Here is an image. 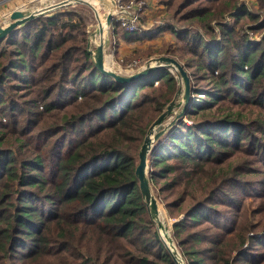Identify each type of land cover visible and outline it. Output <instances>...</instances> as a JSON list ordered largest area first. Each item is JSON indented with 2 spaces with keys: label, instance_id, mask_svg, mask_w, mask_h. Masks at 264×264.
I'll return each instance as SVG.
<instances>
[{
  "label": "trees",
  "instance_id": "obj_1",
  "mask_svg": "<svg viewBox=\"0 0 264 264\" xmlns=\"http://www.w3.org/2000/svg\"><path fill=\"white\" fill-rule=\"evenodd\" d=\"M161 2L164 25L113 32L170 30L180 52L166 54L190 76L150 183L183 216L173 236L186 264H264V0L257 13L239 0ZM77 14L63 7L0 41V264H176L135 172L180 82L167 67L127 85L103 75Z\"/></svg>",
  "mask_w": 264,
  "mask_h": 264
},
{
  "label": "rangeland",
  "instance_id": "obj_2",
  "mask_svg": "<svg viewBox=\"0 0 264 264\" xmlns=\"http://www.w3.org/2000/svg\"><path fill=\"white\" fill-rule=\"evenodd\" d=\"M12 1H14V2H12ZM66 1H69V0H8V1L3 3V4H5V3L11 2L9 5V8H7L5 12L0 13L1 14L0 15V26L5 27L10 22L11 14L14 12V10L38 11V10H42L43 8L55 6L56 4L58 5L59 3L65 4ZM74 1L78 2L79 0H74ZM84 1H86L91 6H89L87 4L74 2L71 4H67L68 6L65 7V9L69 12H73L76 14L78 13L77 15L86 18L87 22L90 25V32H91L98 25L97 20H96V12H98L102 18H105V16L108 15V11L112 7L111 6L112 2H111V0H84ZM96 1H97V3H96ZM153 1H155V3H157V4L162 3V2H160L161 0H153ZM239 1L246 3L253 13H257L259 11L258 0H239ZM3 4H1V5H3ZM163 7L165 8V13L163 14L162 17L159 18L157 16L155 18H153V17H151V18L145 17L144 18V23L146 24L144 26L147 27L146 28L147 30L150 31V30L156 29V27L158 25H160L159 24L160 22H162L163 25L165 24V17L168 14V9H167L166 5H163ZM61 9L62 8L51 11L49 13V15H46V16H51L52 14L59 13ZM116 25L117 24H115V26ZM182 27H184V26H182ZM111 32H112V30H111ZM139 33H141V32H139ZM106 34H107V38L109 40H108V45L104 51L105 63L107 60L109 62V66H107V65L106 66L118 74L126 75V76L135 74L138 71L145 69L147 64L149 62H151V60L157 59V58H160L163 56L174 58L178 62H180L174 56L166 54V52L168 53V49H171L172 51L176 52V54H179V52H180L181 42L177 39V37L170 30H163L162 32H160V36H157V37L155 36L151 40L126 41V40L120 39L119 37H114L113 33H109V34L106 33ZM251 34H254V33H251ZM104 36L99 37L98 41L101 42V40L103 39ZM261 36H262V34L257 32V33H255L254 38L260 39ZM91 48L94 50L95 46L92 44ZM148 53H153L154 56H151L150 59H147L146 54H148ZM106 57H108V58H106ZM167 68L171 69L170 67H167ZM171 73H173L177 76V78L180 82V85H181V89H180L181 92L179 93L180 90L178 91V95H179L178 100L172 101L175 104H174V107L172 109V115L169 117V119L162 126L161 130L165 131V133L163 135H165L168 131H170L175 125L180 123L181 120H184L183 116L178 118V115H180V113L185 108V86H184L183 80L181 79V77L177 71H174L171 69ZM190 95H191V90H190ZM173 121L175 123L173 125H171V123ZM185 121H186V119H185ZM142 145H143V143H142ZM142 145L140 146V150H141ZM138 157H139V155H138ZM149 164H150V158L148 161V171H149ZM150 184H151V187H153L152 183H150ZM152 190H153V188H152ZM153 194L157 198L158 203L160 205V217H159L160 219L158 218V223H160V225H162V229H158L157 223H155L158 231L161 230V231H159V234L162 233L164 238H162V237L161 238L166 240L168 245H170V247L173 248V250L175 251V254L178 257L180 256V258L183 261H185V259L183 258L182 254L178 248V245L174 239V236H173V234H174L173 233V225L179 219L183 218V216H181L179 219H172L169 216L165 205L163 204V202L161 201L159 196L156 195L154 190H153ZM166 247L168 248L167 245H166Z\"/></svg>",
  "mask_w": 264,
  "mask_h": 264
},
{
  "label": "water",
  "instance_id": "obj_3",
  "mask_svg": "<svg viewBox=\"0 0 264 264\" xmlns=\"http://www.w3.org/2000/svg\"><path fill=\"white\" fill-rule=\"evenodd\" d=\"M75 3H82L89 5L84 0H79ZM71 4V3H68ZM68 5L65 4H58L55 6L47 7L44 10H38V11H25V10H15L11 14L10 22L5 26H0V41L3 40L5 37H7L12 31L15 29L27 24L30 21H33L39 17L49 15L51 11H54L59 8L67 7ZM91 6V5H89ZM96 12V11H95ZM96 20H97V27L90 32V35L88 37V53L90 54L94 66L96 69L102 73L105 76L113 78L116 82L127 85L130 83H133L135 81L144 79L145 77L155 73L156 71L164 68V67H170L172 70L177 71L183 80L184 86H185V107L188 105L190 100V76L188 75L187 71L184 69L182 64L178 62L176 59L171 57H160L157 59L151 60L146 66L145 69H142L138 71L135 74L126 76L118 74L109 67L106 66L105 63V57H104V51L105 48L108 45V38L104 42L98 41V38L100 35L107 33V26L111 24V15H106L105 18H102L98 12H96ZM92 44L95 46V49L93 50L91 48ZM181 90L179 91V93ZM174 102H172L167 110L158 117V119L153 123V125L150 127L147 136L145 137L143 141V145L141 147V150L139 152V164L136 168V177L140 184V190L141 194L145 200V203L150 211L151 219L157 223L158 229H162V225L158 223V218L160 217V205L158 203L157 198L153 194V190L150 184L149 179V171H148V161L150 158V155L155 147L156 142L160 139V137L165 133V131L161 130L163 124L169 119V117L172 115V109L174 107ZM185 110V109H184ZM184 112L182 111L180 115H178V118L182 117ZM175 122L173 121L171 125H173ZM160 219V218H159ZM161 231V230H159ZM161 237L164 238L162 233H160ZM165 244L168 246L170 253L172 254L174 261L176 264H186L185 261H183L180 256L178 257L175 254V251L173 248L168 245L166 240L163 239Z\"/></svg>",
  "mask_w": 264,
  "mask_h": 264
},
{
  "label": "built area",
  "instance_id": "obj_4",
  "mask_svg": "<svg viewBox=\"0 0 264 264\" xmlns=\"http://www.w3.org/2000/svg\"><path fill=\"white\" fill-rule=\"evenodd\" d=\"M8 0H0V5ZM111 9L108 14L111 15V24L107 26V33L114 32L115 24L121 26L126 32L136 34L147 32L144 18L151 9V0H111ZM112 30V32H111Z\"/></svg>",
  "mask_w": 264,
  "mask_h": 264
},
{
  "label": "crops",
  "instance_id": "obj_5",
  "mask_svg": "<svg viewBox=\"0 0 264 264\" xmlns=\"http://www.w3.org/2000/svg\"><path fill=\"white\" fill-rule=\"evenodd\" d=\"M10 3H5L3 5H0V10H1L0 13L5 12L6 9L9 8ZM156 4L157 3H155V1L151 0V9L147 12V18H151V17L155 18L157 16L160 18L165 13V8L163 7L164 4L162 3H158L157 5Z\"/></svg>",
  "mask_w": 264,
  "mask_h": 264
},
{
  "label": "bare ground",
  "instance_id": "obj_6",
  "mask_svg": "<svg viewBox=\"0 0 264 264\" xmlns=\"http://www.w3.org/2000/svg\"><path fill=\"white\" fill-rule=\"evenodd\" d=\"M68 2L69 3H74L75 1L74 0H69V1H66V4H68ZM65 3V2H64ZM96 3H97V1H96ZM60 4V3H59ZM57 5V4H56ZM40 9V8H39ZM45 8H43V10H44ZM105 35V36H104ZM101 36H104L103 37V39L101 40V42H103L104 40H106L107 39V34L106 33H104V34H102V35H100L99 37H101ZM106 58H108V57H106ZM109 60V59H108ZM106 65L107 66H109V62L106 60Z\"/></svg>",
  "mask_w": 264,
  "mask_h": 264
}]
</instances>
